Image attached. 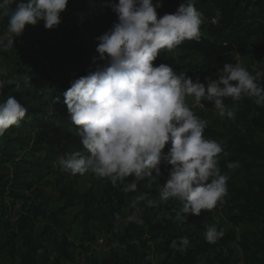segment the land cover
Here are the masks:
<instances>
[{
  "label": "trees",
  "instance_id": "1",
  "mask_svg": "<svg viewBox=\"0 0 264 264\" xmlns=\"http://www.w3.org/2000/svg\"><path fill=\"white\" fill-rule=\"evenodd\" d=\"M91 2L78 0L81 6L74 10L75 18L83 13L94 15ZM182 2L163 0L158 16L175 13ZM195 7L204 20L200 41L185 40L171 52L162 49L154 65L165 63L205 86L206 78H219V69L232 53L256 59L264 66V0H196ZM217 11L219 23L214 24ZM0 24L7 28L8 17L0 16ZM86 24L70 28L58 25L53 30L45 29L43 21L36 26L26 24L13 47H0V67L7 69L0 75L5 81L0 102L12 96L28 110L19 126H11L0 137V264L9 255L10 264H69L61 257L51 259L56 254L53 228L69 217L93 224L106 218L114 231L113 240L124 246L91 259L89 264H152L160 256H164L161 264H235L236 244L242 264H264V106L255 104L254 98H224L226 107L235 113L234 119L219 117L208 100L194 111L207 121L204 138L221 143L223 148L217 156L218 167L229 179L227 198L218 204L224 218L239 227V234L217 225L213 210L176 220L182 204L172 199L155 207L140 201L137 215L144 223H125L121 207L127 197L147 194L158 199L164 183H153L151 188V178H145L137 182L135 191L125 193L123 189L133 177L116 187L101 178L102 194L97 197L90 189L77 188L79 174L72 176L60 166L53 167L61 157L86 152L75 134L78 126L73 125L63 102L70 82L95 69L85 45L82 27ZM193 55L199 60L194 62ZM57 97L59 102H54ZM230 162L236 166L229 169ZM51 184L58 191L55 197L46 189ZM42 222L45 225L40 229ZM207 224L224 231L215 244L204 238ZM185 236L190 241L187 251L181 253L171 247L173 240ZM63 256L69 258L66 249Z\"/></svg>",
  "mask_w": 264,
  "mask_h": 264
},
{
  "label": "clouds",
  "instance_id": "2",
  "mask_svg": "<svg viewBox=\"0 0 264 264\" xmlns=\"http://www.w3.org/2000/svg\"><path fill=\"white\" fill-rule=\"evenodd\" d=\"M68 2L0 0V16L8 17L0 47H13L26 24L36 26L43 21L45 29H55ZM195 3L183 0L175 13L158 18L161 0H106L105 6L116 14L117 22L96 38L95 69L72 80L64 93L63 102L73 125L78 126L75 134L86 152H73L58 161L61 170L72 176L91 172L110 180L113 187L133 177L125 185V192L135 191L138 181L160 177L162 162L170 165L159 198L139 195L132 207L140 201H146L149 207L169 199L179 201L182 208L176 216L178 221L189 215L199 216L202 210L211 211L222 203L229 179L218 167L221 143L204 138L207 121L194 114L186 99L193 98L194 105L207 99L213 102L219 117L229 119H234L235 113L226 107L224 98L239 101L247 96L264 106V84L238 62L221 66L218 79L206 78L207 89L184 71L176 72L165 63L154 65L162 49L171 52L185 40L200 41L204 20ZM219 16L217 11L212 23L218 24ZM6 73L7 69L0 67V75ZM24 79L27 83L28 78ZM4 84L0 80V89ZM54 102H59V97ZM27 111L15 97L0 102V137L11 126H19ZM166 145L170 147L164 152ZM235 166L231 162L227 165L229 169ZM128 222L144 223L135 213L125 218ZM223 236L222 229L205 225L206 242L215 244ZM189 245L186 236L171 243L181 253Z\"/></svg>",
  "mask_w": 264,
  "mask_h": 264
},
{
  "label": "rangeland",
  "instance_id": "3",
  "mask_svg": "<svg viewBox=\"0 0 264 264\" xmlns=\"http://www.w3.org/2000/svg\"><path fill=\"white\" fill-rule=\"evenodd\" d=\"M118 2V0H116ZM156 0H153L155 3ZM163 5V0H161ZM106 0H92L91 7L94 11V15H89L87 13H83L81 18H75L74 10L76 7H80V3L78 0H69L66 10L61 13V23L59 25L70 28L73 24L81 26L82 23H87L86 27H82L84 32V36L86 38V47L89 51H91V55H89V59L93 61L94 56H98L96 52L97 47V37L108 31L115 22H117L116 14L111 10V8L105 6ZM162 17L161 15L158 16ZM5 27L0 24V35H3L6 32ZM34 29V27H33ZM16 40V38H15ZM21 47L25 46L23 41H19ZM233 53L230 54L226 60L223 62L222 68L225 63H231V61H235L233 59ZM192 60L194 62L199 60L197 55H193ZM97 63H101L97 61ZM241 65L246 69H251L253 73H256V77L258 81L264 84V75L257 76L258 73L264 74V66L261 62L256 59L245 57L242 61ZM186 103L190 107V109L194 112L196 109L202 107V105H194L193 98L189 97L186 99ZM216 113V110L214 109ZM225 118V117H224ZM225 120V119H224ZM226 122V120H225ZM227 123V122H226ZM59 159H57L54 163H52L54 168H57L59 165ZM162 166V167H161ZM161 173L160 177L151 178V182L149 186L153 188V183L163 184L169 173L170 166H163L161 163ZM51 180V178L49 179ZM76 186L79 190L85 191L87 189L92 190V192L99 197L102 194V185L101 178L96 177L93 173L88 172L84 175H79L76 179ZM149 187V188H150ZM47 191L51 196L55 197L57 195L56 187L51 184L47 188ZM125 192V191H124ZM126 193V192H125ZM227 195L223 197V201H225ZM135 198L127 197V202H124L122 205V211L125 213V218L132 214H138L141 211L139 206V202L135 207H132L133 201ZM54 204V203H53ZM54 205H57L55 203ZM221 206L217 204V206L212 209L214 214V219L221 228L223 229H235L236 234H239V227L233 226L231 222H229L226 218H224L223 213L221 211ZM15 219V218H14ZM62 223L59 226H55L53 228L54 238H55V253L51 256V259L55 257H61L60 260L63 262L68 261L69 264H89L91 259H98L108 254L113 248L120 247L123 248V245H118L113 240V229L109 227V222L105 218V220L99 222L98 224H93L91 222L86 223L81 220H74L72 217L68 219H61ZM125 221V219H124ZM45 223H39L38 227L42 229ZM238 243V241H237ZM69 253V258L63 256L64 251ZM235 264H242L243 256L240 251L238 244L235 245ZM164 256H160L152 260V264H161L163 262ZM10 255L3 264H10ZM68 259V260H66Z\"/></svg>",
  "mask_w": 264,
  "mask_h": 264
},
{
  "label": "built area",
  "instance_id": "4",
  "mask_svg": "<svg viewBox=\"0 0 264 264\" xmlns=\"http://www.w3.org/2000/svg\"><path fill=\"white\" fill-rule=\"evenodd\" d=\"M16 39H17V37H15ZM233 59L235 60V61H231V63L230 64H235L236 62H238V63H242V61L244 60V57L242 56V55H240L239 53H234L233 54ZM222 70V69H221ZM238 240V239H237Z\"/></svg>",
  "mask_w": 264,
  "mask_h": 264
},
{
  "label": "water",
  "instance_id": "5",
  "mask_svg": "<svg viewBox=\"0 0 264 264\" xmlns=\"http://www.w3.org/2000/svg\"><path fill=\"white\" fill-rule=\"evenodd\" d=\"M205 88L207 89V86H205ZM205 100H207V99H205Z\"/></svg>",
  "mask_w": 264,
  "mask_h": 264
}]
</instances>
